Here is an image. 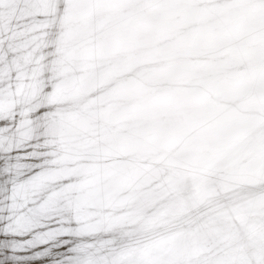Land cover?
I'll return each mask as SVG.
<instances>
[{
	"label": "snow or ice",
	"instance_id": "snow-or-ice-1",
	"mask_svg": "<svg viewBox=\"0 0 264 264\" xmlns=\"http://www.w3.org/2000/svg\"><path fill=\"white\" fill-rule=\"evenodd\" d=\"M0 264H264V0H0Z\"/></svg>",
	"mask_w": 264,
	"mask_h": 264
}]
</instances>
